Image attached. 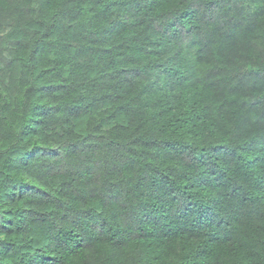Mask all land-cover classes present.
<instances>
[{
    "label": "trees",
    "instance_id": "1",
    "mask_svg": "<svg viewBox=\"0 0 264 264\" xmlns=\"http://www.w3.org/2000/svg\"><path fill=\"white\" fill-rule=\"evenodd\" d=\"M6 30L0 264H264V0H0Z\"/></svg>",
    "mask_w": 264,
    "mask_h": 264
},
{
    "label": "rangeland",
    "instance_id": "2",
    "mask_svg": "<svg viewBox=\"0 0 264 264\" xmlns=\"http://www.w3.org/2000/svg\"><path fill=\"white\" fill-rule=\"evenodd\" d=\"M9 30H6L5 32H1V36H4ZM10 48V45L7 44V42L5 43H1L0 42V60L3 61L5 60L6 58H8V55H9V49ZM0 61V62H1ZM3 66V65H1ZM38 179L41 178V177H37Z\"/></svg>",
    "mask_w": 264,
    "mask_h": 264
}]
</instances>
